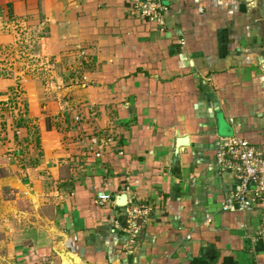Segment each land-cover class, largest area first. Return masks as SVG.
I'll return each instance as SVG.
<instances>
[{"label": "crops", "instance_id": "0c3cea01", "mask_svg": "<svg viewBox=\"0 0 264 264\" xmlns=\"http://www.w3.org/2000/svg\"><path fill=\"white\" fill-rule=\"evenodd\" d=\"M158 1L162 21L131 0H0V96L20 86V132L40 138L16 187L18 264H264L260 214L222 209L236 182L215 160L221 137L264 148V0ZM12 24L45 68L12 64Z\"/></svg>", "mask_w": 264, "mask_h": 264}, {"label": "built area", "instance_id": "2783aa9c", "mask_svg": "<svg viewBox=\"0 0 264 264\" xmlns=\"http://www.w3.org/2000/svg\"><path fill=\"white\" fill-rule=\"evenodd\" d=\"M131 2V9L142 19L164 20V11L167 8L161 5L158 0H131ZM11 26L10 28L15 30L17 34L14 52L18 57L12 59L14 65L16 60H27L29 49L21 45L33 41V38L26 29L18 30L19 28H15V25L12 24ZM34 56L37 55L33 53L30 57ZM42 62L48 63L49 61L43 58ZM26 65L31 67L32 64L26 62ZM76 121H81L80 116L76 117ZM215 150V160L218 167L222 171L231 172L236 182V188L231 193L229 201L223 204L222 209L228 210L230 203L239 210L257 209L261 220L259 234L264 237V148L252 143L247 137L229 136L221 137ZM110 198V194L107 193H101L98 196L100 204ZM144 210L143 205L139 208L131 207L127 209L128 222L131 224V231L134 233L138 231L137 219ZM207 221L211 222L212 217H208Z\"/></svg>", "mask_w": 264, "mask_h": 264}, {"label": "rangeland", "instance_id": "374dc122", "mask_svg": "<svg viewBox=\"0 0 264 264\" xmlns=\"http://www.w3.org/2000/svg\"><path fill=\"white\" fill-rule=\"evenodd\" d=\"M33 44H35V42L32 41L31 45ZM21 46H24L26 49H29V45L27 42H25ZM34 52L37 55L36 48ZM29 57H26V59L30 64L34 65L39 62V65L43 66L38 68H45L44 65H47V63L42 62V57ZM32 60L33 62H30ZM36 60L38 61L36 62ZM42 63L44 64L42 65ZM47 71L50 72L51 70H43V72ZM43 72H39V69H36L33 73L35 77L40 78L42 77ZM49 79L51 78L49 77ZM17 82L20 83L19 81ZM22 93L21 97L19 95H15L14 93V98L12 99H1L0 96V124L2 123V121H11L10 123L13 124V128L15 127L14 125L18 126L19 123L22 124L21 126L24 127L23 124H26L28 119L25 117V110H27V105L24 102L25 108H23V105L21 103L23 98ZM20 119H22L23 122L22 120L20 121ZM7 127L8 125L6 126V129H9V127ZM7 138V133L5 134L3 129H1L0 127V264H18L16 260L17 258L13 252V242L15 241L16 236L15 227L16 225L22 224L21 219L19 217L20 211L18 212L15 207L19 206L20 204V209L22 211L24 209L29 208L24 201L26 197L24 189L18 190L16 189V187L18 188L19 186L18 180L23 181V178L26 173L24 164L25 158L28 157L26 154H29L30 152L26 153V149L25 151L24 149H21V151L24 152H20L18 154L8 152L6 150V148L8 147ZM9 145L11 144L9 143ZM15 202L17 203L15 204ZM12 203L14 204L12 205ZM17 212L18 217L16 214Z\"/></svg>", "mask_w": 264, "mask_h": 264}, {"label": "trees", "instance_id": "16d2710c", "mask_svg": "<svg viewBox=\"0 0 264 264\" xmlns=\"http://www.w3.org/2000/svg\"><path fill=\"white\" fill-rule=\"evenodd\" d=\"M19 88H16V91H15V95H19L21 97V93H22V90L20 89V86L18 85ZM22 105H23V108L24 107V100L22 98ZM21 105V106H22ZM26 106V105H25ZM26 113H29V110H28V107H27V110H25ZM80 119L81 121H83L82 119V115L80 114ZM22 119H20L21 121ZM19 121V122H20ZM11 122V121H10ZM10 122H7V121H2V123L0 124V127L1 129H3L4 133L6 134L7 133V140H8V147L6 148V150L10 153H13V154H18L20 152H24L25 149H30V153H31V150L33 151L32 153L34 154V152H36V150L38 148H40V138H39V135L37 132H34V135H33V141L29 142V139L28 137L26 136H23L20 132V130L23 128V129H26L28 127V123L26 122V124H23V126H21L22 124H18V126L14 125L15 127L13 128V124L10 123ZM13 122V121H12ZM23 122V120H22ZM8 123V124H7ZM83 123H85V121H83ZM12 124V125H11ZM8 125L9 129H6V126ZM83 125V124H81ZM88 125V122L85 123V126ZM91 126V125H89ZM89 126H87L88 128H90ZM7 127V128H8ZM56 128V126H54ZM87 127L85 128L86 129V132L89 131L87 130ZM79 130H82V127L79 126L78 127ZM7 131V132H6ZM19 131V133H17ZM88 133V132H87ZM6 136V135H5ZM89 136L91 137V132H89ZM9 143L11 145H9ZM21 149H24V151H21Z\"/></svg>", "mask_w": 264, "mask_h": 264}, {"label": "water", "instance_id": "95a60500", "mask_svg": "<svg viewBox=\"0 0 264 264\" xmlns=\"http://www.w3.org/2000/svg\"><path fill=\"white\" fill-rule=\"evenodd\" d=\"M180 143H186L187 142V138H182L179 140ZM118 204L119 205H126L127 204V195L124 193V194H121L119 196V199H118Z\"/></svg>", "mask_w": 264, "mask_h": 264}]
</instances>
